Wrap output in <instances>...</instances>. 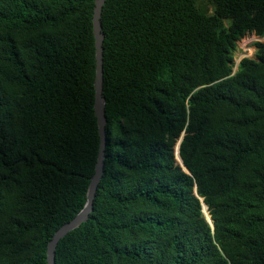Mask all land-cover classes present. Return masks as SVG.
I'll use <instances>...</instances> for the list:
<instances>
[{
  "label": "trees",
  "instance_id": "1",
  "mask_svg": "<svg viewBox=\"0 0 264 264\" xmlns=\"http://www.w3.org/2000/svg\"><path fill=\"white\" fill-rule=\"evenodd\" d=\"M207 2L107 0L105 172L56 264H264V42L233 74L264 0ZM95 5L0 0V264H48L86 205Z\"/></svg>",
  "mask_w": 264,
  "mask_h": 264
},
{
  "label": "water",
  "instance_id": "2",
  "mask_svg": "<svg viewBox=\"0 0 264 264\" xmlns=\"http://www.w3.org/2000/svg\"><path fill=\"white\" fill-rule=\"evenodd\" d=\"M107 0H96L95 11H94V33L96 37V79H95V89H96V102H95V112L98 118L99 132L101 136V145L100 152L98 156V161L96 165V171L92 177L89 189H88V198L85 207L78 213V215L72 219L70 222L64 224L53 236L48 246V264H56V249L60 241L65 238L70 232L79 228L83 223L87 222L90 218L92 212L94 211V201L97 195L99 184L104 176L105 172V159H106V147H107V100L104 96V41L105 34L103 32L102 25V16L104 6L106 5ZM241 62V61H240ZM234 67L235 74L238 71L239 64ZM185 133L182 134L179 140V152L180 145L184 139ZM181 157V156H180ZM182 164L183 160L181 158ZM187 171V169H185ZM188 172V171H187ZM197 194V191H196ZM198 195V194H197ZM203 203L204 214L214 229V223L212 217L209 213V216L206 214V208L209 207L204 202V199L201 198Z\"/></svg>",
  "mask_w": 264,
  "mask_h": 264
},
{
  "label": "rangeland",
  "instance_id": "3",
  "mask_svg": "<svg viewBox=\"0 0 264 264\" xmlns=\"http://www.w3.org/2000/svg\"><path fill=\"white\" fill-rule=\"evenodd\" d=\"M201 3L203 4L206 3L210 13L214 12V8L212 7L211 4L207 2V0H201ZM256 42H264V37L251 35L239 42L238 49L235 52V67L243 58H247V57L253 59L256 58L257 50H258L257 46L255 45Z\"/></svg>",
  "mask_w": 264,
  "mask_h": 264
}]
</instances>
